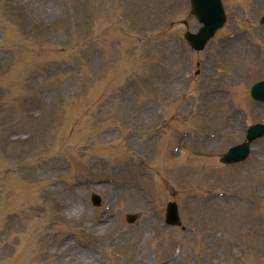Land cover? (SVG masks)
<instances>
[{
  "label": "rangeland",
  "instance_id": "374dc122",
  "mask_svg": "<svg viewBox=\"0 0 264 264\" xmlns=\"http://www.w3.org/2000/svg\"><path fill=\"white\" fill-rule=\"evenodd\" d=\"M199 26L191 0H0V264H264V138L221 162L264 122V54Z\"/></svg>",
  "mask_w": 264,
  "mask_h": 264
},
{
  "label": "water",
  "instance_id": "95a60500",
  "mask_svg": "<svg viewBox=\"0 0 264 264\" xmlns=\"http://www.w3.org/2000/svg\"><path fill=\"white\" fill-rule=\"evenodd\" d=\"M194 4V9L196 10V12L203 18V19H207L209 20L210 17L208 14H206L205 12H207L206 9H204L203 7L200 8L199 4H197V0H194L193 2ZM208 24V23H207ZM201 34V35H200ZM200 34H191V36H189L190 40L193 42L194 45H199V44H204L207 38V35L200 33ZM258 91H264V83L262 84V86H260L258 89ZM255 129H259V130H263L264 127L263 126H257L255 127ZM171 206V205H170ZM170 208V207H169ZM168 218L170 222L173 223H178L179 220V214H178V210L176 209V207L174 208H170L169 209V213H168Z\"/></svg>",
  "mask_w": 264,
  "mask_h": 264
},
{
  "label": "bare ground",
  "instance_id": "6f19581e",
  "mask_svg": "<svg viewBox=\"0 0 264 264\" xmlns=\"http://www.w3.org/2000/svg\"><path fill=\"white\" fill-rule=\"evenodd\" d=\"M77 206H80V204H79V203H77Z\"/></svg>",
  "mask_w": 264,
  "mask_h": 264
}]
</instances>
